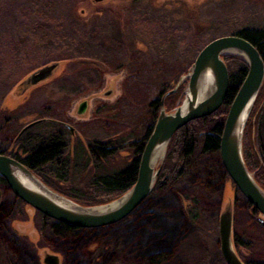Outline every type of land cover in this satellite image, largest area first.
Listing matches in <instances>:
<instances>
[{"label":"rangeland","instance_id":"374dc122","mask_svg":"<svg viewBox=\"0 0 264 264\" xmlns=\"http://www.w3.org/2000/svg\"><path fill=\"white\" fill-rule=\"evenodd\" d=\"M245 25L264 28V0H0L1 149L24 125L41 117L68 122L89 141L141 138L150 103L163 99L165 112L180 106L199 50L217 37L237 34ZM223 60L226 64L230 59ZM51 62L59 65L49 79L17 93L25 77ZM83 62L87 66L80 65ZM229 63L237 67L239 62ZM257 96L243 130V134L248 131L245 135L253 152H257L255 112L264 107V98ZM82 101L86 107L77 114ZM166 153L167 147L155 169L160 170ZM123 155L125 151L109 158L112 162H104L98 171L121 167ZM217 157L210 156L211 160ZM92 168H73L69 182L57 185V190L41 181L71 200L67 194L99 199L102 192H91L87 185ZM213 190L188 177L165 191L188 227L162 264H221L214 260L219 251V212L229 201L235 251L243 262L264 261L260 215L250 211L225 172ZM0 194L1 203L11 205L4 224L21 256L20 260L0 257V264H42L45 251L59 253L62 264H68L65 250L46 238L37 211L18 204L6 187L0 188ZM236 238L247 247L235 245ZM121 250L118 243L98 236L76 255L92 264H135L121 256Z\"/></svg>","mask_w":264,"mask_h":264},{"label":"water","instance_id":"95a60500","mask_svg":"<svg viewBox=\"0 0 264 264\" xmlns=\"http://www.w3.org/2000/svg\"><path fill=\"white\" fill-rule=\"evenodd\" d=\"M225 54L241 56L247 65V71L229 104L220 134H214L218 139V156L225 174L245 201L260 215L257 221L264 225V189L248 170L242 154L243 130L264 80V62L257 48L239 34L217 37L199 50L187 75L186 107L183 112L181 105L172 112H165L163 99L160 100V109L144 145L135 181L119 198L100 205H82L45 185L20 161L1 153L0 177L16 198L52 220L79 228H97L121 221L152 192L159 174V168L155 169L151 164L155 150L160 146H164L166 150L178 129L192 120L211 115L224 103L229 90V77L223 60ZM58 65V62H51L31 72L19 84L17 93H23L29 87L49 79ZM205 75L211 78V89L206 96L200 98V83ZM109 94L110 91L105 92V95ZM83 105L82 103L79 110H82ZM42 121L56 123L39 119L27 124L20 134ZM63 125L71 129L69 125ZM60 200H65L70 205L63 204ZM118 200L120 202L114 207L101 211L91 209L110 205ZM218 234L219 252L224 263L246 264L234 248L230 201L219 212ZM41 263L62 264V257L59 253L45 251L42 253Z\"/></svg>","mask_w":264,"mask_h":264},{"label":"trees","instance_id":"16d2710c","mask_svg":"<svg viewBox=\"0 0 264 264\" xmlns=\"http://www.w3.org/2000/svg\"><path fill=\"white\" fill-rule=\"evenodd\" d=\"M236 33L252 43L264 61V28L245 25L240 27ZM223 57L224 59L229 57L230 62L233 60L239 62L237 67L236 64L226 62L229 90L224 103L211 115L192 120L173 134L167 145L164 163L159 170L152 192L127 217L102 227L79 228L44 217L37 212L42 217V231L45 233L46 238L65 250L68 264H92L91 262L81 261L76 254L81 246L98 236L107 242L118 243L122 249L120 255L131 258L135 264H162L171 257V250L175 242L186 232L188 223L183 219L179 210H176L175 202L171 200V196L166 194L165 191L178 185L183 178L188 177L198 178L208 185L211 191H214L213 189L218 186L224 174L219 159L211 160L210 158L211 155L217 157L218 154V139L214 134H220L221 132L229 104L245 76L247 65L238 56L224 55ZM80 65L87 66L84 62ZM259 92L260 95L258 94L257 99L264 98V88H261ZM259 101L261 103L263 100ZM151 108L156 109V111H154L153 117L149 116L148 132L153 127L158 102L153 101L150 103L149 109ZM254 125H256L257 152L256 150L252 151L247 140L248 136L245 135L248 132L246 129L242 138V154L247 168L253 171L255 181L264 189L263 106L255 112ZM56 128L53 122L46 121L28 129L30 131L27 133L25 145L34 149L30 155L34 162L45 161L47 157H51L54 146L59 143L57 140L52 139L50 135V132ZM142 145L141 143V147ZM0 153L5 154L1 147ZM14 158L27 168H32L30 163L24 162L18 157ZM136 171V164H133L126 170L115 171L111 175H106L101 182L102 186L105 189L117 188V192L106 198L96 199L95 196L83 198V196L72 194H67V196L87 206L107 202L130 188L135 181ZM0 182L3 185L6 184L2 177H0ZM247 206L251 212L257 213L249 203H247ZM10 210L11 205L2 201L0 204V257L20 260L19 246L9 236L4 224ZM188 220H190L189 216ZM235 245L247 247L240 239L235 240ZM214 260L216 263L225 264L219 251L214 254ZM246 264H264V261H247Z\"/></svg>","mask_w":264,"mask_h":264},{"label":"flooded vegetation","instance_id":"af4514ba","mask_svg":"<svg viewBox=\"0 0 264 264\" xmlns=\"http://www.w3.org/2000/svg\"><path fill=\"white\" fill-rule=\"evenodd\" d=\"M82 103L84 105L81 109L83 110L86 107L85 101L79 103L77 107V114H81L83 112L82 110H79ZM159 107H160V100H158V108ZM148 111H149L148 112L149 116L151 115L153 117L154 111H156V109L151 108ZM40 119H47V118L41 117ZM47 120H51V119H47ZM52 121L56 122L54 123V125L57 128L52 132H50L51 133L50 135L52 139L57 140L59 143L57 144V146H54L51 157H47L45 161L34 162L30 158V155L34 151V149L32 147L25 145V142L27 140L26 139L27 133L28 131H30L28 129H30L31 127H33L38 123L28 127L20 134L22 129L27 124L24 125L15 134L12 141L7 143V145L3 148L5 154H10L11 156H13L12 158L18 157L22 161L30 163L32 165V168L29 170H31L35 176L40 178V180H42L49 186H53V187H56L57 185H64L67 182H69L68 178L70 177L68 176L69 175L68 172L71 171L73 168L84 170V169H91L93 166L95 171L92 173V177L88 179L89 183L87 185L92 189L91 192L94 191H96L97 193L102 192V196H100L102 198H106L117 192L116 187L113 188L110 187V189L108 188L105 189L102 186L103 184L101 182L103 181L106 175L107 176L111 175L115 171L121 172L123 170H126L133 164H136V167L138 169V165L144 145L152 130L151 129L150 132H148V125H146V128L143 131L144 135L141 138L130 139L123 142L122 141L120 142L119 136L113 138L89 141V140H85L86 138L81 133L72 129L73 127L68 122L58 118L53 119ZM42 122H46V121H42ZM63 124L69 125L71 129L67 128ZM61 142L64 144H62ZM141 143L143 144L142 147H141ZM125 148L128 150V152L124 150ZM122 151H125L127 155L125 156L123 155L121 157L123 161V163H121L122 164L121 167L117 168L115 166V167L107 168L103 172L98 171L99 169L102 168L104 162L106 161L112 162V160L109 158H114V157L118 158L119 154H121ZM136 175H137V171H136ZM1 187L8 188L6 184L3 185L0 182V188ZM71 194L76 196H83L76 193H71ZM15 199L18 204L24 206V203L21 200H19L16 197ZM0 204H1V198H0ZM235 240H239V239L236 238Z\"/></svg>","mask_w":264,"mask_h":264},{"label":"bare ground","instance_id":"6f19581e","mask_svg":"<svg viewBox=\"0 0 264 264\" xmlns=\"http://www.w3.org/2000/svg\"><path fill=\"white\" fill-rule=\"evenodd\" d=\"M211 89V78L208 75L203 76L202 81L200 83V94L199 97L202 98L204 96H206L208 94V92ZM186 107V100L184 99L181 103V112H183L185 110ZM165 153V147L164 146H160L157 150H155L152 159H151V164L155 165L158 161H160ZM61 203L66 204V205H70L68 202H66L65 200H60ZM120 202V200L115 201L114 203L110 204V205H106V206H101V207H95V208H91L92 210L95 211H101L104 209H108L111 207L116 206L118 203Z\"/></svg>","mask_w":264,"mask_h":264}]
</instances>
